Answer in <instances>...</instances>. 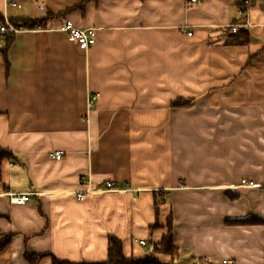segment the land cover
<instances>
[{"label":"crops","instance_id":"0c3cea01","mask_svg":"<svg viewBox=\"0 0 264 264\" xmlns=\"http://www.w3.org/2000/svg\"><path fill=\"white\" fill-rule=\"evenodd\" d=\"M248 2L243 43L235 0H0V26L44 23L0 35V264L104 260L110 235L143 256L168 215L174 264H264V0ZM81 181L96 192L77 200Z\"/></svg>","mask_w":264,"mask_h":264},{"label":"trees","instance_id":"16d2710c","mask_svg":"<svg viewBox=\"0 0 264 264\" xmlns=\"http://www.w3.org/2000/svg\"><path fill=\"white\" fill-rule=\"evenodd\" d=\"M143 1V0H141ZM232 1V0H231ZM238 2V6L241 4L242 0H235ZM12 26L14 28H18V26L25 28V29H33L36 27H44V23L42 21L38 20H17L12 22ZM230 31V30H229ZM231 33V32H230ZM235 33H239L240 36L243 38V43L246 40L247 36L245 35L244 30H239ZM232 34V33H231ZM234 34V33H233ZM14 34H3V41L8 42L11 40L12 36ZM175 104V103H174ZM0 154H3L0 150ZM156 220L158 217V211L155 206L154 208ZM235 224H260L261 222L257 219L253 220H239V222H234ZM166 230L165 233L161 236L160 241L158 243H151L148 242V245L151 247V251L146 253L143 256L139 257H126L122 253V242L119 241L116 237L110 235L107 239L108 241V247H107V253H106V259L96 261V262H90V261H82V262H71L69 260H61L56 257L49 256L51 258V264H174V260L178 257L177 249L174 244V239L172 237V225H171V215H168L166 218ZM160 225L157 224V221L153 224L152 227H150V232L153 231V229H158ZM166 256L170 257V261L168 263L163 262L159 260L158 256ZM27 260L29 264H36L39 259L40 255H27ZM197 264H206L204 262H198Z\"/></svg>","mask_w":264,"mask_h":264},{"label":"built area","instance_id":"2783aa9c","mask_svg":"<svg viewBox=\"0 0 264 264\" xmlns=\"http://www.w3.org/2000/svg\"><path fill=\"white\" fill-rule=\"evenodd\" d=\"M190 1L196 2L197 0H190ZM248 4H249L248 0H242L241 4L239 5V15L243 19V22L241 24H233L232 26L229 27V30L232 34L237 32V30L240 26L241 27H247L248 21H246L245 18H246V14H247V10H248V7H247ZM17 30H19V29L14 28L10 24H4V25L0 26V35L14 34L17 32ZM53 30L57 31V32L64 33L67 41H69L71 43H78V44H80L86 48H88L89 46H91L95 43V40H94L95 29L92 27L78 28V27L73 26L69 20H64V21L60 22L59 25L55 26V28H53ZM95 100H96L95 96H92L91 99L88 100V103H87L88 109H91ZM51 157H53L55 160H60L62 158L61 152L56 151L53 153V155ZM81 184H84L86 186V188L83 191L75 193V198L77 200H82L87 195L93 194L94 192H96V190H93L90 187V184L88 182L85 183V181H81ZM239 185H240V187H252V186H254V183L247 181L245 179H241ZM108 191H119V190L116 189L114 184L108 182L105 184V189L103 190V192H108ZM8 197H9V201H11L13 204L23 205L24 203L27 202V200L29 198V194H27V193L10 194L9 193ZM134 243L138 246H142V247L145 246L144 240L135 239ZM226 263L229 264L230 261L223 262V264H226Z\"/></svg>","mask_w":264,"mask_h":264},{"label":"rangeland","instance_id":"374dc122","mask_svg":"<svg viewBox=\"0 0 264 264\" xmlns=\"http://www.w3.org/2000/svg\"><path fill=\"white\" fill-rule=\"evenodd\" d=\"M188 102L187 101H179L178 103H171L170 107H176V106H185L187 105ZM154 143L159 144V147H161V143L162 142H166L168 143L170 146H172L173 144L177 143L176 141V136H172V135H164V136H153L152 137Z\"/></svg>","mask_w":264,"mask_h":264}]
</instances>
